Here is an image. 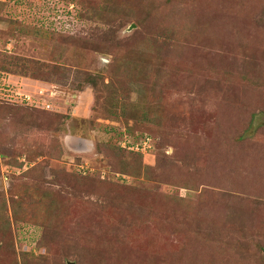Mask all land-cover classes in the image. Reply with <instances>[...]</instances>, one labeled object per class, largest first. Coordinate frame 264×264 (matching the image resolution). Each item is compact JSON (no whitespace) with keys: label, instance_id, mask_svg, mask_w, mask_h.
Returning a JSON list of instances; mask_svg holds the SVG:
<instances>
[{"label":"rangeland","instance_id":"rangeland-1","mask_svg":"<svg viewBox=\"0 0 264 264\" xmlns=\"http://www.w3.org/2000/svg\"><path fill=\"white\" fill-rule=\"evenodd\" d=\"M68 262L264 264V0H0V264Z\"/></svg>","mask_w":264,"mask_h":264},{"label":"trees","instance_id":"trees-1","mask_svg":"<svg viewBox=\"0 0 264 264\" xmlns=\"http://www.w3.org/2000/svg\"><path fill=\"white\" fill-rule=\"evenodd\" d=\"M92 83H95V82H94V79H92Z\"/></svg>","mask_w":264,"mask_h":264},{"label":"water","instance_id":"water-1","mask_svg":"<svg viewBox=\"0 0 264 264\" xmlns=\"http://www.w3.org/2000/svg\"><path fill=\"white\" fill-rule=\"evenodd\" d=\"M68 264H72V262H68Z\"/></svg>","mask_w":264,"mask_h":264}]
</instances>
